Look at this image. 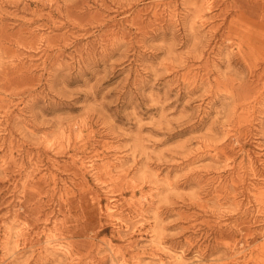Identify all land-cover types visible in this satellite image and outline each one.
Instances as JSON below:
<instances>
[{
  "label": "rangeland",
  "instance_id": "374dc122",
  "mask_svg": "<svg viewBox=\"0 0 264 264\" xmlns=\"http://www.w3.org/2000/svg\"><path fill=\"white\" fill-rule=\"evenodd\" d=\"M0 264H264V0H0Z\"/></svg>",
  "mask_w": 264,
  "mask_h": 264
},
{
  "label": "bare ground",
  "instance_id": "6f19581e",
  "mask_svg": "<svg viewBox=\"0 0 264 264\" xmlns=\"http://www.w3.org/2000/svg\"><path fill=\"white\" fill-rule=\"evenodd\" d=\"M172 19V18H171ZM50 21V20H49ZM74 21V20H73ZM171 21V20H170ZM55 25H56V22H55ZM42 30V29H41ZM46 34V33H45ZM120 37V36H119ZM41 40V39H40ZM47 41V40H46ZM45 44H47V43H45ZM19 45V44H18ZM21 46V45H20ZM32 99V98H31ZM4 127V126H3ZM2 134H3V132H2ZM29 162V161H28ZM251 162V161H250ZM93 169V168H92ZM21 175V174H20ZM127 225V224H126ZM16 235V234H15ZM17 236V235H16ZM63 244V243H62ZM58 246V245H57ZM63 247V246H62ZM67 248V247H66ZM62 253V252H61Z\"/></svg>",
  "mask_w": 264,
  "mask_h": 264
}]
</instances>
